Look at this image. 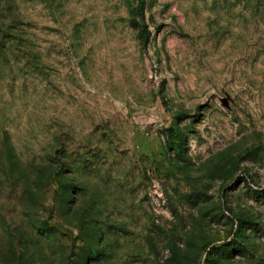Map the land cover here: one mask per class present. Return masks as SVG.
<instances>
[{
	"label": "rangeland",
	"instance_id": "374dc122",
	"mask_svg": "<svg viewBox=\"0 0 264 264\" xmlns=\"http://www.w3.org/2000/svg\"><path fill=\"white\" fill-rule=\"evenodd\" d=\"M0 264H264V0H0Z\"/></svg>",
	"mask_w": 264,
	"mask_h": 264
},
{
	"label": "trees",
	"instance_id": "16d2710c",
	"mask_svg": "<svg viewBox=\"0 0 264 264\" xmlns=\"http://www.w3.org/2000/svg\"><path fill=\"white\" fill-rule=\"evenodd\" d=\"M143 34H145V36L142 35L141 37H143V38L145 39V41H146V40L150 37V36H149V33H147L146 31H144Z\"/></svg>",
	"mask_w": 264,
	"mask_h": 264
}]
</instances>
